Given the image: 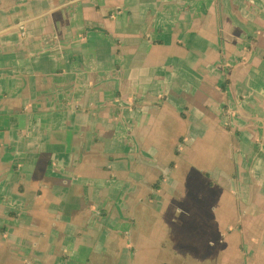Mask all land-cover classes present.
Instances as JSON below:
<instances>
[{
	"label": "crops",
	"instance_id": "obj_1",
	"mask_svg": "<svg viewBox=\"0 0 264 264\" xmlns=\"http://www.w3.org/2000/svg\"><path fill=\"white\" fill-rule=\"evenodd\" d=\"M0 264H264V0H0Z\"/></svg>",
	"mask_w": 264,
	"mask_h": 264
},
{
	"label": "rangeland",
	"instance_id": "obj_2",
	"mask_svg": "<svg viewBox=\"0 0 264 264\" xmlns=\"http://www.w3.org/2000/svg\"><path fill=\"white\" fill-rule=\"evenodd\" d=\"M180 167H181V164H180ZM175 175H177L175 173ZM175 175H172L173 177ZM180 175V174H179ZM194 185V180H193V177H187V176H182L180 175V179H179V182H177V179L176 178H171L166 186L167 188V192H166V195H167V202H166V206H165V210L167 212H169L171 210V197H172V194L175 193V190H180V204H187L188 201H182L181 200V193H182V190H184L185 188H189L190 186H193ZM191 213L194 214V210H190ZM181 213V212H180ZM185 218H187V216L185 215ZM194 222H192L193 224ZM192 224L190 225H183V224H174L173 226H177V228H179L180 226L183 227V228H189ZM180 227V229H182ZM200 227H202V223L200 222ZM154 229V228H153ZM147 239H148V235H147ZM146 243V241L144 242ZM183 244L180 242V246H182ZM196 243L194 242L193 239L191 238H187L186 239V246H195ZM110 249H116V246L115 244L113 243H110ZM181 250V248H180Z\"/></svg>",
	"mask_w": 264,
	"mask_h": 264
},
{
	"label": "bare ground",
	"instance_id": "obj_3",
	"mask_svg": "<svg viewBox=\"0 0 264 264\" xmlns=\"http://www.w3.org/2000/svg\"><path fill=\"white\" fill-rule=\"evenodd\" d=\"M176 150L179 152V149H178V148H176ZM176 150H175V151H176ZM175 151H174V153H175ZM179 154H180V153H179ZM179 154L176 155V153H175L176 156H179ZM170 167H173V164H171ZM164 177H165L164 175H161V176L158 178V180L156 181V183L153 184V186L156 185V184H158L159 189H160V184H161V182L163 181ZM153 186H152V192L147 196V200H152V199L154 198V193L157 192V191L159 190V189H158V190L154 191V190H153ZM150 196H151V197H150Z\"/></svg>",
	"mask_w": 264,
	"mask_h": 264
},
{
	"label": "trees",
	"instance_id": "obj_4",
	"mask_svg": "<svg viewBox=\"0 0 264 264\" xmlns=\"http://www.w3.org/2000/svg\"><path fill=\"white\" fill-rule=\"evenodd\" d=\"M175 153H176V155L179 154V152H178L177 150L175 151ZM158 189H159L158 184H156V185L153 186V190H154V191H156V190H158ZM150 197H151V196H150Z\"/></svg>",
	"mask_w": 264,
	"mask_h": 264
}]
</instances>
